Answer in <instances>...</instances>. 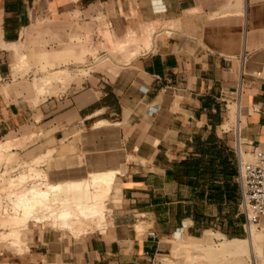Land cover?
<instances>
[{
    "label": "crops",
    "instance_id": "0c3cea01",
    "mask_svg": "<svg viewBox=\"0 0 264 264\" xmlns=\"http://www.w3.org/2000/svg\"><path fill=\"white\" fill-rule=\"evenodd\" d=\"M100 21L118 39L158 28L128 62L34 104L13 77L18 44L32 69L60 72L80 64ZM231 104L245 149L264 150V0H0V141L37 136L11 151L46 161L54 183L114 170L119 198L78 236L24 228L0 264H150L173 236L245 232L236 132L220 130ZM258 231L264 254V215Z\"/></svg>",
    "mask_w": 264,
    "mask_h": 264
},
{
    "label": "rangeland",
    "instance_id": "374dc122",
    "mask_svg": "<svg viewBox=\"0 0 264 264\" xmlns=\"http://www.w3.org/2000/svg\"><path fill=\"white\" fill-rule=\"evenodd\" d=\"M157 28L156 24H150L143 28L140 35L131 31L125 38L118 39L112 35L103 21L95 23L92 34L85 40L86 55L80 64L70 69H59L65 77L54 78L48 82H42L40 78L51 72L44 69H32L26 56V46L18 44L17 52L13 50L15 53L12 65L13 77L28 79L35 93L33 102L37 104L39 99L58 94L70 81L87 76L91 70L101 65H112L113 62L125 63L141 50L149 49ZM226 113L220 130H229L234 141L233 133L238 122V105H229ZM37 139V136H30L24 139L0 141V246L9 249L21 244L24 228H27V231L37 230L38 226L43 225L45 229L59 230L62 234L74 236L100 229L106 224L112 208L118 204L119 198L115 195L116 192L113 195L107 194L103 184L91 185L88 180L90 178L74 179L73 177L54 183L49 181L47 175L41 170L40 165L46 161L33 159V157L23 159L11 151L12 147H23L27 142L32 143ZM45 157L51 160L50 152ZM105 172L114 174L115 184L118 180L116 171L106 170ZM53 183L63 186V189L51 192L48 198L41 196L40 193L47 190L48 184ZM69 186H78L80 191L64 190V187ZM34 195L40 196V202L28 206L25 196L34 198ZM90 200L96 203L103 202L98 205V211L91 216L92 218L81 214L76 206L78 202L86 204ZM239 203L240 201L237 205L238 217L242 215ZM63 212L67 214L61 217ZM238 223H240L239 219ZM137 229L143 231L141 225L137 226ZM232 240H237L234 243L239 247L238 251L234 253L224 251L221 244ZM261 245L262 234L255 231L253 227L249 234L242 232L240 235L223 234L215 230L205 231L198 238L184 234L173 236L165 241L160 255L152 258L150 264H264Z\"/></svg>",
    "mask_w": 264,
    "mask_h": 264
},
{
    "label": "built area",
    "instance_id": "2783aa9c",
    "mask_svg": "<svg viewBox=\"0 0 264 264\" xmlns=\"http://www.w3.org/2000/svg\"><path fill=\"white\" fill-rule=\"evenodd\" d=\"M235 132L239 206L245 217L243 229L249 234L251 227L255 231L259 230L260 218L264 215V150L258 147L249 150L243 148L238 124L235 125Z\"/></svg>",
    "mask_w": 264,
    "mask_h": 264
},
{
    "label": "bare ground",
    "instance_id": "6f19581e",
    "mask_svg": "<svg viewBox=\"0 0 264 264\" xmlns=\"http://www.w3.org/2000/svg\"><path fill=\"white\" fill-rule=\"evenodd\" d=\"M61 73L62 72L49 73V74H47L45 76L43 75L40 79H41L42 82H48L49 80H53L54 78L61 79V78L65 77ZM88 180H89V182H90L91 185H96L97 186V185L103 184L104 187L106 188L107 192H108L107 194L113 195L115 192H117V189L114 188V185H115L114 184V181L115 180H114V174L113 173H110V172L103 173V174H100V175L93 176V177H91ZM39 185H36V186H39ZM59 189H63V186L56 185V184H48L47 190L41 192L40 194H42L41 196H43V197H47V196L49 197V195H50L51 192H55V191H57ZM64 190L74 191V192L80 191L78 186L77 187H70V186L69 187H64ZM33 197L34 198L25 196V199L27 201L28 206H32L33 203H39L40 202V196L39 195H37V196L34 195ZM100 199H102V198H100ZM93 201L92 200L87 201L86 204H83L81 202H78L76 204V206H77L78 209H80L81 214L83 213L85 216L92 218L91 216H93L94 214H96L97 211H98V208H97L98 205L100 203H103L102 201L101 202H97V203L96 202H93ZM66 214L67 213L63 212L61 214V217L65 216ZM234 241H237V240H234ZM234 241L233 240L232 241H226V242L224 241L225 243H222L221 244V248L224 251L229 252V253H234V252L238 251V248L239 247L235 245ZM251 245H250V247H251Z\"/></svg>",
    "mask_w": 264,
    "mask_h": 264
}]
</instances>
